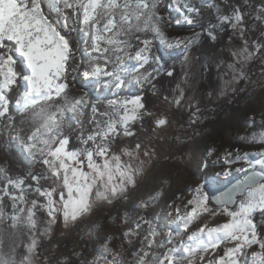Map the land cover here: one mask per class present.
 I'll return each instance as SVG.
<instances>
[{
    "label": "snow or ice",
    "instance_id": "obj_1",
    "mask_svg": "<svg viewBox=\"0 0 264 264\" xmlns=\"http://www.w3.org/2000/svg\"><path fill=\"white\" fill-rule=\"evenodd\" d=\"M171 2L179 14L175 25L168 0H0V139L7 137L5 147L16 141L41 165L39 172L13 178L0 164V264H36L38 258L47 264L39 238L58 223L76 225L103 211L105 224L122 229L129 212L119 210L121 202L137 214L135 227L118 237L97 232L95 256L89 259L81 248L57 264H264V111L259 120L255 113L246 117L249 128L259 131L236 137L258 145L256 151L221 152L209 146L215 143L211 134L196 132L206 119L205 95L211 104L233 82L247 81L253 60L264 74V6L252 17L248 0ZM203 9L214 12L207 23ZM250 18L258 37L251 35ZM205 44L212 53L196 55L193 46ZM213 65L218 77H226L222 87L211 85ZM162 77L175 82L163 100L188 109L193 135L201 137L197 170L219 168L216 176L230 185L226 190L198 183L185 189L190 198L173 194L166 202L169 181L161 178L152 191L135 195L138 177L157 154L150 142L129 145L121 137H136L137 124H150L154 132L170 126L168 115L153 112L145 99L149 91L161 94ZM16 112L28 116L27 133L17 128ZM189 157L195 159V152ZM234 173L243 175L232 182ZM4 196L12 200L11 213L4 211ZM156 207L166 216L154 215ZM218 216L223 222H210ZM141 232L143 246L126 254L124 243ZM114 239L121 241L115 248L109 246Z\"/></svg>",
    "mask_w": 264,
    "mask_h": 264
},
{
    "label": "rangeland",
    "instance_id": "obj_2",
    "mask_svg": "<svg viewBox=\"0 0 264 264\" xmlns=\"http://www.w3.org/2000/svg\"><path fill=\"white\" fill-rule=\"evenodd\" d=\"M195 2L199 3V0H195ZM168 3H169L168 12L170 14L173 24L175 25V20L178 18L179 14L175 11V5L171 2V0H168ZM169 30L171 31V29ZM178 34L191 35L192 33L182 32ZM195 47H198V45L193 46V49ZM224 79H226V77L221 78L217 76L215 65H213V71L210 76L211 85L215 86L216 88L222 87ZM241 83L243 84L242 86L243 91L247 93V99L243 104L242 109L239 112L228 114L224 118L223 123L221 125L212 122L201 131L206 134H211V141H214L215 143L212 144L210 142L209 146H214L221 152L229 148H236V147L241 148L242 151H256L259 148L258 145L242 144L237 141L236 137L238 135H247L251 131H259V129L249 128L248 124L246 123V117L251 116L252 114L255 113L257 120H259V113L261 111H264V108H262V105H264V74L261 73L258 77L250 78L247 81L240 80L237 82H233L228 88L227 92L240 86ZM88 87L90 88V90H92L95 93L104 92V90L101 87L92 88L91 85H89ZM203 87H209L208 80H205ZM79 93L80 95H82V92ZM166 107L168 108L170 106H166ZM23 116H24L23 118L24 123L19 124L17 128L18 129L22 128L24 132L27 133L30 127V122L26 114ZM6 140L7 137L0 139V145H4ZM14 143H16L17 147L20 148L16 141H14ZM1 149L2 147L0 148V150ZM201 150H202L201 137L200 135H197L191 141L188 150L184 155L176 158L171 162L157 166L149 174H147L143 182L140 184L139 190L135 195L139 196L144 194L145 192L152 191L153 182L161 178H166L169 181V184L165 186L166 195L164 199L166 202L171 201L173 194H178L184 198H190L189 193L185 191V189L195 188L198 183H204L208 187H210L211 185L221 186L228 183V181L224 177L216 176V172L220 171L219 168L213 167L205 171L197 170L196 160L200 158ZM21 152L23 153L24 158L29 165L33 166L36 163H38L36 160L30 158L26 152L22 150ZM190 152H195V159H190L189 157ZM0 164H4L6 166V159L1 154H0ZM239 166L240 165H235L234 167H239ZM242 175H243L242 173H234L233 176L230 177L229 179L232 180L235 179L236 177H242ZM4 185H5V179L2 175H0V188H3ZM14 191L17 190L14 189ZM118 208L121 212L124 211L129 212L128 224L123 225L122 229L118 228V226L115 224H105V214L103 211L98 212L95 216L91 218V220L86 218L87 220L86 219L85 221L83 220L82 223L84 227L81 230L75 242L70 246V248L60 253L59 256L51 264H57V261L60 258H62L64 255H66L67 252L72 250L80 251L81 248H83L84 255L90 259L91 257L96 255V252H94L93 249L99 247V243L97 240V232H99L104 236L111 235L114 237H118L121 230H126L129 226L135 227L134 221L138 219L137 214L135 212H132L130 209H128L127 204L125 202H122L121 205L118 206ZM5 212L8 213L7 211ZM140 214L143 215L144 213L141 212ZM153 214L166 216V212H161L159 207L155 208ZM113 215H115V211L113 212ZM224 219H225L224 217L218 216L210 222L211 223L223 222ZM97 223H99L100 225L99 229H96L95 227ZM63 226H64L63 223H58L57 225H54L50 235L41 236L39 238L40 245L44 238H49L50 236L54 235L57 232L65 233L66 229H64ZM143 228L146 229L147 225H144ZM141 235H143L142 242H144L145 233L141 232ZM133 237H137V236L134 235ZM157 239H159V237H157ZM21 240L27 242L28 240L27 235H23L21 237ZM120 243H121L120 239H114L109 244V246L115 248L119 246ZM142 246L143 244L141 245V247ZM153 249H157L156 244H153ZM19 251H23V244H21ZM151 254L158 255L159 250L151 252ZM127 258L129 260L133 259L131 256H128ZM36 264H39L38 259L36 260Z\"/></svg>",
    "mask_w": 264,
    "mask_h": 264
},
{
    "label": "trees",
    "instance_id": "obj_3",
    "mask_svg": "<svg viewBox=\"0 0 264 264\" xmlns=\"http://www.w3.org/2000/svg\"><path fill=\"white\" fill-rule=\"evenodd\" d=\"M236 2H238V0H233V3ZM262 6H264V0H248L247 11L251 13L252 17H254ZM203 12L204 23H207L208 20L214 18V12L212 10L203 9ZM249 22L252 23L255 28V31L251 35L253 37H258L260 33L259 28L256 27V22L251 18L249 19ZM193 50L197 55H201L202 53L210 55L213 48L212 46L205 44L204 46L198 45V47H195ZM245 70L249 73V79L258 77L262 73L260 61L253 60L249 62ZM179 71L180 69L177 65V72ZM242 86L243 84L241 83L240 86L227 92V95L214 99L211 104L208 103V97L205 95L204 105L207 108L206 119L196 128L197 133H200L212 122L221 125L224 118L228 114L239 112L242 109L243 104L247 99V93L243 91ZM158 88L161 93L159 96H154L151 91H149L145 96V99L148 101V105L153 112L158 114L163 112L168 115L170 126L164 129H157L154 132L152 131L150 124H146L145 129H140L137 124L136 137H121V140L129 145L133 144L137 139H140L145 144L150 142L152 147L155 148L157 154L156 158H154L152 163L149 165L145 176L138 177L139 184H141L147 174H149L157 166L171 162L184 155L188 150L191 141L198 135H193V128L189 126V111L184 107L178 109L174 105L170 106L163 100V95H172V89L175 88V82H170L169 78L162 77L161 82L158 83ZM73 92L76 95H80L76 89H73ZM166 106L170 107L167 108ZM23 118L24 116H22L19 112L15 113V122L17 126L22 123ZM1 147L2 149L0 150V154L4 158L7 157L6 166L9 168L10 174L13 178L26 177L30 171H41V165L39 163L31 166L26 162L23 153L17 146L5 147L4 145H0V148ZM181 149L183 150L181 151ZM125 159H127V157H125ZM28 182L30 181L26 180V183ZM12 191L14 193L16 192L14 189H12ZM0 195H2V193H0ZM26 195L28 199H31L32 194L30 192ZM121 203L118 206H120ZM3 208L8 213H11L12 211V200L7 196L3 197ZM38 214L43 216L42 213ZM257 217L259 218L258 213ZM82 223L83 221L70 227L63 226L64 229H66L65 233L57 232L49 238H44L42 240L39 251L42 257L47 258V264H51L60 253L70 248L84 227ZM131 239V244H128L127 242L124 243L123 247L126 250V254L140 249L142 245L141 242L143 241V235H139ZM38 260L39 264H44V262H42L39 258Z\"/></svg>",
    "mask_w": 264,
    "mask_h": 264
},
{
    "label": "water",
    "instance_id": "obj_4",
    "mask_svg": "<svg viewBox=\"0 0 264 264\" xmlns=\"http://www.w3.org/2000/svg\"><path fill=\"white\" fill-rule=\"evenodd\" d=\"M236 178H239V177H236ZM235 178V179H236ZM235 179H232V182H235ZM211 186H214L216 189H219V190H226V188L228 187V186H230L228 183H226V184H224V185H221V186H216V185H211ZM210 186V187H211Z\"/></svg>",
    "mask_w": 264,
    "mask_h": 264
}]
</instances>
